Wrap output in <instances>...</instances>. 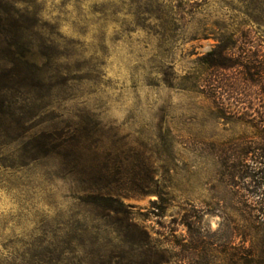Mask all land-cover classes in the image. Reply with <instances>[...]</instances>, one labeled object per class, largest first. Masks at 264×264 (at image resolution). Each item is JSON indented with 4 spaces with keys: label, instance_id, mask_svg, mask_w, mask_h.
I'll return each mask as SVG.
<instances>
[{
    "label": "rangeland",
    "instance_id": "rangeland-1",
    "mask_svg": "<svg viewBox=\"0 0 264 264\" xmlns=\"http://www.w3.org/2000/svg\"><path fill=\"white\" fill-rule=\"evenodd\" d=\"M7 1L37 15L59 58L36 103L0 114V140L12 143L0 153V264H195L186 212L210 204L200 226L213 237L238 201L202 143L251 136L234 113L264 108L241 67L206 83L208 54L231 46L233 61L264 71V0ZM86 113L88 185L54 155L7 167L23 142Z\"/></svg>",
    "mask_w": 264,
    "mask_h": 264
},
{
    "label": "trees",
    "instance_id": "trees-1",
    "mask_svg": "<svg viewBox=\"0 0 264 264\" xmlns=\"http://www.w3.org/2000/svg\"><path fill=\"white\" fill-rule=\"evenodd\" d=\"M57 47L52 35H47L40 26L35 13L18 10L15 3L0 0V94H9L14 100H5L2 96L0 114L8 116L10 110L4 111L5 105L10 109L17 100L36 103L33 98L39 97L47 83L52 82L58 73L55 68L59 58L55 54ZM230 47L219 44L208 54L206 69L212 73L205 82L209 85L219 82L215 80L218 72H222L221 81H227L223 72L241 67L244 82L260 87V95L264 97V71L247 63L233 61L229 57L232 55L229 53ZM206 96L216 105L217 117L226 119L218 98L215 95ZM77 119L52 134L23 142L21 151L24 154L18 157L19 163L11 160L7 167H25L28 164L25 162L54 155L76 183L88 185L92 176L88 156L90 143L96 133L88 113ZM232 119L249 126L253 134L220 143L218 149L210 142L202 145L207 154L216 151L220 161L221 183L232 189V195L238 201L229 207H222L231 213L223 212V228L215 232L213 237L205 235L200 226L201 219L211 208L210 204L206 203L201 209L202 216L193 215V210L186 212L183 224L193 238L197 259L195 264H264V108H250L243 113L237 111ZM10 144L0 140V153ZM241 189L245 194L239 197Z\"/></svg>",
    "mask_w": 264,
    "mask_h": 264
}]
</instances>
